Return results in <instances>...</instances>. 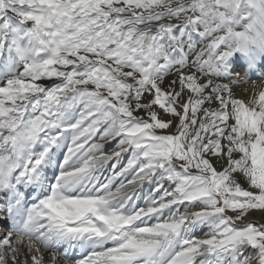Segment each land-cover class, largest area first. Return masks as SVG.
Listing matches in <instances>:
<instances>
[{"label":"snow or ice","instance_id":"6c2138e0","mask_svg":"<svg viewBox=\"0 0 264 264\" xmlns=\"http://www.w3.org/2000/svg\"><path fill=\"white\" fill-rule=\"evenodd\" d=\"M0 264H264V0H0Z\"/></svg>","mask_w":264,"mask_h":264},{"label":"bare ground","instance_id":"6f19581e","mask_svg":"<svg viewBox=\"0 0 264 264\" xmlns=\"http://www.w3.org/2000/svg\"><path fill=\"white\" fill-rule=\"evenodd\" d=\"M253 79H255V76L253 77ZM257 85H260V81L257 79L256 80ZM245 89H247L248 91L252 90V84L251 82L248 84H241L239 86H237L234 90L237 92L238 95L243 96L245 94ZM255 215H259L258 213Z\"/></svg>","mask_w":264,"mask_h":264}]
</instances>
